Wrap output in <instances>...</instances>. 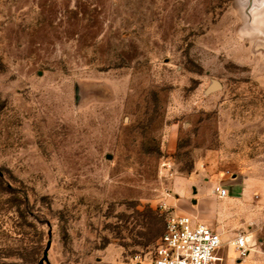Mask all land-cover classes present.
Here are the masks:
<instances>
[{"label": "rangeland", "instance_id": "rangeland-1", "mask_svg": "<svg viewBox=\"0 0 264 264\" xmlns=\"http://www.w3.org/2000/svg\"><path fill=\"white\" fill-rule=\"evenodd\" d=\"M249 1L0 0V264L146 261L168 215L234 177L252 198H216L202 222L253 234L264 264V2Z\"/></svg>", "mask_w": 264, "mask_h": 264}, {"label": "built area", "instance_id": "built-area-1", "mask_svg": "<svg viewBox=\"0 0 264 264\" xmlns=\"http://www.w3.org/2000/svg\"><path fill=\"white\" fill-rule=\"evenodd\" d=\"M215 192L222 198L227 196V189L222 186H216ZM229 244L238 253L239 261L249 255L248 234L239 233ZM221 246V236L208 225L194 223L186 215L170 214L154 255L128 264H219L216 253Z\"/></svg>", "mask_w": 264, "mask_h": 264}, {"label": "crops", "instance_id": "crops-1", "mask_svg": "<svg viewBox=\"0 0 264 264\" xmlns=\"http://www.w3.org/2000/svg\"><path fill=\"white\" fill-rule=\"evenodd\" d=\"M218 185L227 189V196L226 197L222 198L217 193L215 194L216 197L209 196V195H207V196L203 195L199 199V202L197 205V208H198L197 210L193 209L191 211H188L190 213H188L186 210V212H180L178 214L191 217L193 219L194 223H199V222L203 223L202 221H205V217H206L205 211L207 210V208H209V206H211V204L213 202L216 203V198L225 200V204L227 206L232 205V204L235 205L236 203H239L241 201H247V200L251 199L252 195L255 191V188L252 187L253 185L249 181L241 180L238 177H234L233 179L224 181L223 183L218 184ZM191 213H194V214H191ZM195 215H197V216H195ZM227 216L229 217L230 215H227ZM227 216H223L224 219L227 218ZM197 217H200L202 219L200 220ZM224 222H225V220H224ZM209 227L221 236L222 246L218 249V251L216 253L217 261L219 264H257L259 252H258V249H256V251L253 252V250H255V249H253L254 248L253 234H248V243L251 247L249 255L245 259L239 261L238 253L229 244V241L233 237L238 235L239 233L238 234L235 233L230 238L226 235L225 227H221V226L216 225L214 223H211ZM226 250L227 251L230 250V252H231V258L230 259L228 258L227 254L223 255V252ZM261 251H263V250H261Z\"/></svg>", "mask_w": 264, "mask_h": 264}, {"label": "water", "instance_id": "water-1", "mask_svg": "<svg viewBox=\"0 0 264 264\" xmlns=\"http://www.w3.org/2000/svg\"><path fill=\"white\" fill-rule=\"evenodd\" d=\"M249 2H250V4H249L248 8L251 10L253 7L255 8V6H257V7L263 6L264 0H250ZM220 88H221L220 83L217 81H214L213 84L211 85V87L208 89V92L216 91ZM49 246H50V244H48V247ZM45 258L47 259V256H45ZM41 264H43V261L41 262Z\"/></svg>", "mask_w": 264, "mask_h": 264}]
</instances>
